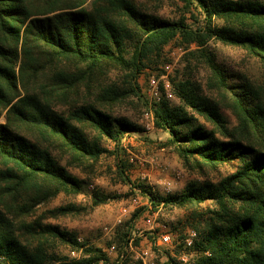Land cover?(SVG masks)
Wrapping results in <instances>:
<instances>
[{
	"label": "trees",
	"instance_id": "trees-1",
	"mask_svg": "<svg viewBox=\"0 0 264 264\" xmlns=\"http://www.w3.org/2000/svg\"><path fill=\"white\" fill-rule=\"evenodd\" d=\"M166 2L174 16L161 14ZM212 41L241 49L259 73L227 67ZM170 46L181 51L172 97L149 102L140 77L166 74ZM134 106L152 111L169 134L162 147L202 179L174 194L131 180L122 141L144 131L126 114ZM103 155L154 209L195 207L184 220L191 245L178 222L175 250L157 264H264V0H0V264H143L130 227L111 257L49 221L79 212L48 205L80 194ZM226 165L234 170L209 178ZM108 199L96 192L93 204Z\"/></svg>",
	"mask_w": 264,
	"mask_h": 264
},
{
	"label": "rangeland",
	"instance_id": "rangeland-1",
	"mask_svg": "<svg viewBox=\"0 0 264 264\" xmlns=\"http://www.w3.org/2000/svg\"><path fill=\"white\" fill-rule=\"evenodd\" d=\"M161 14L169 17L174 16L175 9L166 2ZM211 46L219 60L227 67L231 69L244 67L253 74L259 73L260 66L257 60L247 57L241 49L213 41ZM167 51L171 54L172 63L165 65V69L167 65L170 66L168 71L166 69V74L164 73L163 75L162 73L160 76H156L155 73L149 75L148 72H145L140 77L143 91L149 102L159 100H156L151 94L148 77L155 76L158 79V86L160 82L165 85L166 81L169 82L170 75L181 67V51L172 46L168 47ZM169 87L170 82L168 87L165 85V91H162L159 86L162 98L166 97L165 92L167 89L170 91ZM172 102H178V99L174 97ZM224 113L230 123L234 124L233 115L227 110ZM126 114L144 128L143 132L125 135L122 141L124 156L132 164L129 169V176L132 181L143 182L148 189L157 194H174L181 193L189 181L203 178L198 173L186 169L172 149L162 147V143L167 140L169 134L154 126L153 114L150 109L145 106L140 108L134 106ZM104 143L108 148H113L112 142L105 140ZM233 170L231 165L222 166L218 173L210 174L209 178L216 180V178ZM70 171L79 177H86L78 169L71 168ZM87 178L91 181L83 187L80 194L74 196L60 194L48 205V208H54L61 205L76 204L80 208L79 212L60 216L56 219H49V221L59 224L68 230L75 231L79 235L81 242L104 248L111 257H115V244L111 242L115 240L118 230L130 227L133 235L140 238L139 244L132 247L135 258L142 259L143 264H157L158 261L162 263L166 259L164 254L166 251L174 252L178 243L179 234L174 231L173 225L182 222L179 224L180 229L184 230V234L186 233L188 236L192 231L190 227L185 226L184 220L188 213L195 210V207L184 209L160 206L154 209L149 204L148 195L143 194L139 189L131 188L129 184H124L119 180L115 171L114 156L103 155L95 174ZM163 180L172 182V189L168 193L162 184ZM96 192L108 196V201L95 206L93 204V195ZM208 205H211V203L201 204L198 208L201 210ZM143 206H148V210L137 218H132L133 213ZM163 224L166 225L167 231L171 234L172 241L170 244L159 243V238L164 231L161 227ZM60 252L69 255L71 258L79 256L78 252L71 251L65 247H62ZM181 260H187V255L183 254Z\"/></svg>",
	"mask_w": 264,
	"mask_h": 264
},
{
	"label": "built area",
	"instance_id": "built-area-1",
	"mask_svg": "<svg viewBox=\"0 0 264 264\" xmlns=\"http://www.w3.org/2000/svg\"><path fill=\"white\" fill-rule=\"evenodd\" d=\"M166 69L168 71V69H170V66L167 65ZM149 81H150V86H151V94L155 97L156 100H161L162 94H161V91H160L159 86H158V79L155 76H151ZM165 85H166V87H168L169 82L166 81ZM165 96L167 98H170V97H172V93L167 89L165 92ZM152 124H153V121H152ZM126 135H128V134H126ZM162 184L164 185L165 191L167 193L171 191L172 182L170 180H163ZM161 227L163 228L164 231L159 238V243L170 244L172 241L171 240V234L167 231L165 224L161 225ZM195 235H196V232L193 230L189 233V236L186 238L187 245H191L192 239ZM79 240H80V238H79Z\"/></svg>",
	"mask_w": 264,
	"mask_h": 264
}]
</instances>
